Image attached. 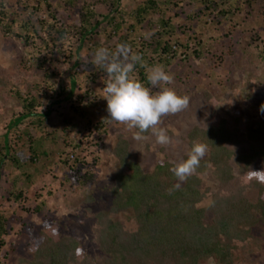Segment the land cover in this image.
Wrapping results in <instances>:
<instances>
[{
    "label": "trees",
    "instance_id": "16d2710c",
    "mask_svg": "<svg viewBox=\"0 0 264 264\" xmlns=\"http://www.w3.org/2000/svg\"><path fill=\"white\" fill-rule=\"evenodd\" d=\"M9 1V7L5 4V8L0 0L3 33L21 41L23 47L42 53L56 48L57 43L73 32L72 36H77L78 58L60 76L46 105H42V83L60 73L41 71L45 57L36 63V72L23 69L22 81L9 83L0 78V105L13 103L8 121L0 123V254L3 251L5 258L0 259V264H6L9 255L14 257L12 264H264V185L244 181V174L250 169L264 170V114L259 110L264 104V79L251 85L250 96L256 109L254 120L242 117L238 109L217 114L216 102L208 92L202 93L208 104L204 110L200 109L202 112L183 111L174 115L180 123L176 126L170 123L171 126H163L164 117L158 127L166 131L174 146L157 144L151 132L144 134L152 139L150 143L134 146L130 137L135 130L104 123V118L89 119L79 128L81 125L78 127L74 120L78 116L86 117L85 100L103 101L106 76L92 59L100 38L105 37L106 42L117 38L110 50L127 43L149 67L162 65L166 72L171 62H182L186 57L205 59L202 48L192 50L188 42L177 38L176 30L183 14L191 23L202 27L213 24L219 27L244 13L242 24L244 21L251 24L249 44L255 55L237 48L240 58L248 54L249 59L241 65L233 63L230 69L236 73L243 65L249 76H259L256 60L260 54L256 50L259 43L264 49V0H61L64 10L73 11L76 5L80 6L79 24L68 22L64 28L57 27L53 0ZM41 3L46 6L51 23L37 15ZM185 4L193 6L192 15L184 11ZM24 12H28L26 17L21 15ZM248 31L245 28L243 32ZM45 33L48 40L42 35ZM210 33L213 39H218L214 32ZM228 36L229 33L220 34V38ZM87 43L94 49L85 48ZM84 51L90 55L87 63L82 61ZM80 73L89 77L94 86L90 95L82 85H77L81 81ZM132 75L151 87L146 70L139 64ZM64 77L68 80L66 86ZM186 80L192 82L188 76ZM188 82L176 76L171 87L183 96L184 89L179 85ZM62 104L70 107L62 117L63 130L79 128L77 131L83 135L68 145L71 148L66 155L56 156L55 169L65 168L64 175L53 178L57 180V188L44 192L46 188L41 187L33 193L34 200L40 201L33 211L43 212L46 199L53 195L59 198L61 187L65 191H85L84 198L74 207L65 206L62 217L54 219L45 215L36 223L30 214H22L24 209L20 204L29 193V184H42L46 174L55 170L46 167L52 164L48 154L51 151L47 153L42 142L57 132L51 113L53 105ZM110 128H114L113 141L106 143L103 135ZM194 142L207 145V153L196 173L169 194V189L177 184L169 169L187 159ZM176 146L184 154L178 162H173L172 155L164 150L165 147L174 150ZM89 148L96 150L97 155L87 160L93 155L87 152ZM232 148L240 153H233ZM79 153L85 155L80 157ZM100 154L110 157L112 167H101ZM144 154L151 162L150 168L141 162L140 156ZM89 185L92 188L87 191ZM53 228L58 229V235L52 234ZM12 230H17L22 238L15 250L3 240ZM84 241H88L92 253L85 249ZM77 248L83 249V255L75 254Z\"/></svg>",
    "mask_w": 264,
    "mask_h": 264
},
{
    "label": "rangeland",
    "instance_id": "374dc122",
    "mask_svg": "<svg viewBox=\"0 0 264 264\" xmlns=\"http://www.w3.org/2000/svg\"><path fill=\"white\" fill-rule=\"evenodd\" d=\"M14 0H12V3ZM55 2L53 6V10L55 12V15L57 16V27H65L66 23L71 22L75 24L76 26L79 24L78 14L77 11L80 8L79 5H76L73 11H68L63 9V4L61 3V0H53ZM124 3V1H123ZM5 4L10 5L9 0H2V6H5ZM124 6V5H123ZM6 8V6H5ZM57 8V9H56ZM125 10L126 7L124 6ZM40 11L37 15L41 19H45L47 22L51 23V19L48 17V13L46 12L47 8L46 6H43L42 3L39 7ZM52 9V8H51ZM56 10V11H55ZM193 6L190 4H185L184 11L186 13H189L192 15ZM30 12V10H28ZM28 12H24L21 14L22 16L26 17L28 15ZM180 21L178 24V29L176 30L177 38L179 37L180 41L182 42H188L189 46L192 48V50H198L201 49V53L205 54V59H197L192 57H186V59L183 58L182 62H171L169 65V68L167 72L173 77L176 78V76L182 77L186 82V77L191 79L192 82H188V85H179L180 89H184L185 95H188L190 97V104L189 107L185 110L186 112L189 111H203L205 108H207L208 104L205 98L203 99L202 93L208 92L212 95V99L216 102L214 105V109L217 112V114L224 115L228 112H233L235 109H238V112L240 115L246 119H256V109L253 107V97L250 96L251 94V85H253L258 80L264 79V49H262L263 44H258V49L256 50V53H259L260 56L257 57V64H258V74L254 75L253 77L249 76L243 69V65L240 66L236 73H233L230 69L233 63H238V65H241V63L246 62L249 59L248 54H254L253 47L249 44V32L251 28V24L246 25L247 22L244 21L242 24V20L245 16L244 13H241L239 15H236V17H232L229 20H226L223 24L224 26H209V27H202L199 24L191 23V21L187 20L185 15H180ZM72 18V20L70 19ZM77 18V19H76ZM245 24V26H244ZM211 27V28H210ZM245 28H248L249 31L247 33H244L243 31ZM211 29V30H209ZM213 30V31H212ZM214 36L218 37L217 40L213 39V33ZM43 33V32H42ZM73 34V32H71ZM183 33V34H182ZM226 35L229 33V36L224 39L220 38V34ZM72 34H69L68 37H64L63 41L61 40L60 43H57L56 48H51L49 51H43L42 53H36L35 50H31V47L25 48L23 47V43L19 40L12 39L9 37L10 35H6L3 33L0 29V78L8 80L7 82L11 83L13 81H22L25 76L23 74V69H26V72L29 68H31L30 72H36L37 66L36 63H39L42 59V57L46 58V61L41 68L42 72H53V73H60V75L55 76L54 79H50L46 81L45 83H42V89H43V102L42 105L48 104V101L50 100V95H52V92L57 88V81H59L61 78L60 76L67 70L71 65H73V62L77 60L78 56L75 54V49L77 47V36H72ZM143 34V33H142ZM44 35V38L48 40V35ZM220 38V39H219ZM117 38H112L106 42L105 37L100 38V42L98 44V47H114L116 44ZM250 45V46H249ZM91 48V50L94 49L93 46H91L90 43H87V46L85 45V48ZM237 48L242 53H248L246 55V58L239 57V53H236ZM96 50V49H95ZM220 50H222L220 52ZM245 51V52H243ZM92 52H90L91 54ZM89 53L84 51L82 54V61L84 63H87L89 60ZM54 58L51 62L50 59ZM244 59V60H241ZM250 61V60H249ZM241 75V76H240ZM81 81L78 82V86L83 88V90L87 91L88 95L92 93L93 84L90 83L89 77L82 76L80 73ZM259 78V79H258ZM194 79V80H192ZM64 85H67V77L62 78ZM91 80V77H90ZM191 83V84H189ZM174 84V83H173ZM170 85L169 87L173 86ZM63 85V84H62ZM89 87L88 89H85L84 87ZM151 88L153 94L155 92L159 91V88ZM91 97V96H90ZM89 97V98H90ZM76 98L74 97V100ZM85 105H87V112L83 113L86 115L87 119H81L79 116L75 117L74 120L76 123L81 125L79 128L82 127L84 123H87L88 120L94 119H103L104 123L106 122V118H108L107 114V102L105 100H85L83 102ZM199 105V107L196 108L195 105ZM53 111L51 113L52 123L56 125L58 128L57 132L53 133L50 136H47L45 141L42 143L44 145V150L51 151L49 154L50 161L52 162L51 165L46 166L49 169H55L54 166V160L57 162L56 156L62 153L63 155H66L71 147H68L71 142L74 143L76 141L75 139H80L83 134H80L79 128H76L74 130H70V127H67V131L63 130L64 124L63 119L66 116V113L68 114L69 108L66 104H62L59 107L57 105H53ZM90 107V112H89ZM203 108V110H200ZM13 109V103L9 102L6 106L0 105V123H6L12 113ZM184 111V112H185ZM81 112V111H80ZM74 114H71L73 116ZM173 124V126L179 125L180 123L177 122L176 118L174 116H171V119L167 116L165 117L164 125L171 126L170 124ZM109 126V125H108ZM70 130V131H69ZM114 132V128H110L107 130V133L103 135V139L106 141H110L112 143V133ZM80 134V135H79ZM154 138V137H153ZM134 143H131L134 146H139L144 143H150L151 138L148 137L144 140L137 141L133 140V136L130 137ZM40 143V140H39ZM107 143V142H106ZM155 142H152L154 144ZM174 146V144H172ZM166 149L164 151H167L172 155V161L177 162L183 157L184 154L182 152L181 148H178L177 146L173 149L165 147ZM233 149V148H232ZM151 150L154 151V145H151ZM96 150H93L91 148L88 149L89 152H93L91 156L87 157L86 159L89 160L91 157H93ZM85 153V152H84ZM84 153H79L80 157H83ZM233 153L239 154L240 150L233 149ZM143 154V153H142ZM85 155V154H84ZM159 155V154H158ZM77 156V155H75ZM141 162L144 164L145 167H149L151 165V162L149 161L148 157L144 154L141 155ZM139 157V158H140ZM75 158V157H74ZM99 162L101 163V167L108 169L109 167H112V162L109 161L110 157L100 154L99 155ZM170 159V155L168 156ZM68 163L71 161V157H68ZM149 161V162H148ZM43 165L42 167H44ZM102 168L99 169V171H102ZM28 169V168H27ZM55 171V172H53ZM52 173L46 174V176L42 179V184L38 182L36 186H33L32 184H29V193H27L24 197L23 203H21V208L24 209V213L22 214H30L33 216L32 221L34 222H40L41 219L47 215L51 218H59L64 215V207L65 206H76L77 203H79L80 200L84 198L83 191L77 189H69L68 191H65L63 187L58 188L59 190V198L55 199V196H49L46 199L45 205L43 208V212L40 214H36L33 210L36 206L40 205V201L34 200V194L37 192L41 187H45L46 191H48L51 187H56L57 185L55 182L57 180H53L54 177L61 178L64 175L65 168L57 167L55 170H53ZM8 173V172H7ZM93 173H97L96 170H93ZM100 177V176H99ZM97 177V178H99ZM56 178V179H57ZM21 179V178H20ZM100 179V178H99ZM88 190L92 188V186H87ZM41 193V192H40ZM4 205H8L4 203ZM42 208V206H40ZM59 216V217H58ZM58 220V219H57ZM61 220V219H60ZM12 221V220H11ZM11 221H9V226L11 227ZM3 240L6 241L8 244H12L14 247V250L16 249L17 245L22 241V238L17 235V230H12V233L8 236L3 237ZM11 245V246H12ZM84 247L89 252H91L90 246H88V241H84ZM4 252L2 251L0 254V259L4 260L3 258ZM11 258V259H10ZM12 257H8L6 259V264H10L13 260ZM13 263V262H12ZM11 263V264H12ZM208 264H212V262H209Z\"/></svg>",
    "mask_w": 264,
    "mask_h": 264
},
{
    "label": "clouds",
    "instance_id": "9594fccd",
    "mask_svg": "<svg viewBox=\"0 0 264 264\" xmlns=\"http://www.w3.org/2000/svg\"><path fill=\"white\" fill-rule=\"evenodd\" d=\"M92 59L106 76L105 87L102 89V99L107 102L108 118L105 120L122 125L129 131L135 130L133 138L137 141L146 139L144 134L151 132L157 144H172L173 141L166 131L158 126L164 117L185 111L189 107L190 97L178 95L174 88L169 87L174 83V78L164 67L162 65L149 67L142 56L134 53L127 43L117 44L114 50L106 47L97 48ZM137 64L146 70L147 81L151 87L160 89L155 94L151 88L133 77L132 73ZM259 110L264 114V104L260 105ZM206 153L207 145L194 142L187 159L169 169L177 180L174 189H169V194L179 189L183 182L196 173ZM244 181L246 183L255 181L264 185V170L250 169L244 174ZM52 234L58 235V229L53 228ZM75 254L83 255V249L77 248Z\"/></svg>",
    "mask_w": 264,
    "mask_h": 264
},
{
    "label": "built area",
    "instance_id": "2783aa9c",
    "mask_svg": "<svg viewBox=\"0 0 264 264\" xmlns=\"http://www.w3.org/2000/svg\"><path fill=\"white\" fill-rule=\"evenodd\" d=\"M184 56H182V58H183Z\"/></svg>",
    "mask_w": 264,
    "mask_h": 264
}]
</instances>
